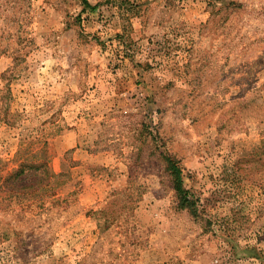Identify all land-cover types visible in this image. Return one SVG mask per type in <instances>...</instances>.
I'll list each match as a JSON object with an SVG mask.
<instances>
[{
  "label": "rangeland",
  "instance_id": "rangeland-1",
  "mask_svg": "<svg viewBox=\"0 0 264 264\" xmlns=\"http://www.w3.org/2000/svg\"><path fill=\"white\" fill-rule=\"evenodd\" d=\"M0 264H264V0H0Z\"/></svg>",
  "mask_w": 264,
  "mask_h": 264
},
{
  "label": "trees",
  "instance_id": "trees-1",
  "mask_svg": "<svg viewBox=\"0 0 264 264\" xmlns=\"http://www.w3.org/2000/svg\"><path fill=\"white\" fill-rule=\"evenodd\" d=\"M16 159L17 162H19V168L13 171L16 172V175H22L24 174L25 169H29L42 174L41 182H45L52 178V175L50 174V152L42 141H32L30 143L22 144L21 149L16 155ZM164 160L166 169L172 177L174 189L179 198L180 207L183 209H190L193 213L196 212V203L189 198L188 190L184 185V171L180 162L169 156H165ZM3 182L7 183V180L5 179Z\"/></svg>",
  "mask_w": 264,
  "mask_h": 264
}]
</instances>
